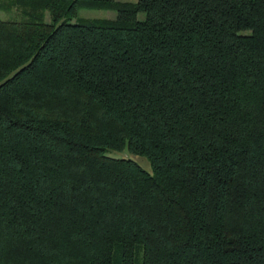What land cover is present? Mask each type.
Wrapping results in <instances>:
<instances>
[{
  "label": "trees",
  "instance_id": "obj_1",
  "mask_svg": "<svg viewBox=\"0 0 264 264\" xmlns=\"http://www.w3.org/2000/svg\"><path fill=\"white\" fill-rule=\"evenodd\" d=\"M13 8L0 264H264V0Z\"/></svg>",
  "mask_w": 264,
  "mask_h": 264
},
{
  "label": "rangeland",
  "instance_id": "obj_2",
  "mask_svg": "<svg viewBox=\"0 0 264 264\" xmlns=\"http://www.w3.org/2000/svg\"><path fill=\"white\" fill-rule=\"evenodd\" d=\"M119 1H136V0H119ZM17 9H14L11 12H0L1 14H4L3 18H9L11 16H16ZM140 18L143 17V13H140L138 15ZM116 17V11L114 9L110 8H102V7H78L76 14L69 19V21L73 22L77 19L82 18H108L113 19ZM137 161L141 164V166L147 170L150 169V164L148 160L143 156H135ZM141 256H142V247L141 245H136L134 248V259L133 264H141Z\"/></svg>",
  "mask_w": 264,
  "mask_h": 264
}]
</instances>
